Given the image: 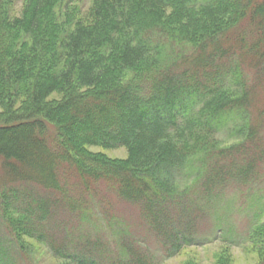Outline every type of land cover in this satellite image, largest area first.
I'll list each match as a JSON object with an SVG mask.
<instances>
[{
    "label": "trees",
    "instance_id": "1",
    "mask_svg": "<svg viewBox=\"0 0 264 264\" xmlns=\"http://www.w3.org/2000/svg\"><path fill=\"white\" fill-rule=\"evenodd\" d=\"M15 1L0 0V264H35L26 238L61 264H160L140 225L167 258L206 243L226 189L264 181V0H91L85 15L25 0L13 16ZM256 204L246 239L264 264Z\"/></svg>",
    "mask_w": 264,
    "mask_h": 264
},
{
    "label": "rangeland",
    "instance_id": "2",
    "mask_svg": "<svg viewBox=\"0 0 264 264\" xmlns=\"http://www.w3.org/2000/svg\"><path fill=\"white\" fill-rule=\"evenodd\" d=\"M91 0H76L74 3L81 4V14H86L91 7ZM26 6L25 0H17L12 4L11 14L19 16ZM55 93L53 97H58ZM0 111L2 107L0 106ZM92 152H102L107 157L125 159L128 151L125 147L105 149L99 146L89 147ZM251 194V195H250ZM264 209V181H261L252 190L245 192L237 189L227 188L224 198L212 210V216L202 220L200 231L202 238L207 241L204 244H196L184 247L179 254L167 258L161 251L159 241L155 237L145 238V230L142 225L133 229V235H140L145 245L155 251L160 264H219L225 261L226 264H261L260 247L255 242H247L246 235L256 222L251 205L254 203ZM264 220V215L262 216ZM92 227L99 225L107 232L112 239L116 237L114 230L105 225L104 221L98 219L97 211L90 219ZM0 241L8 247V239L3 233L0 225ZM35 264H61V259L53 256L46 245L38 241L27 239ZM12 259L15 255L10 251ZM13 259V260H14Z\"/></svg>",
    "mask_w": 264,
    "mask_h": 264
}]
</instances>
